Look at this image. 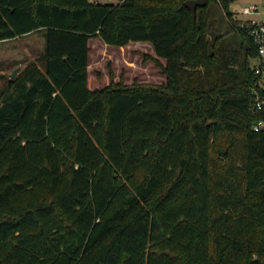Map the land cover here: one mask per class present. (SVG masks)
<instances>
[{"label":"trees","instance_id":"obj_1","mask_svg":"<svg viewBox=\"0 0 264 264\" xmlns=\"http://www.w3.org/2000/svg\"><path fill=\"white\" fill-rule=\"evenodd\" d=\"M187 1L0 0V44L44 39L0 86V264H264L256 51ZM94 39L165 81L91 89Z\"/></svg>","mask_w":264,"mask_h":264},{"label":"rangeland","instance_id":"obj_2","mask_svg":"<svg viewBox=\"0 0 264 264\" xmlns=\"http://www.w3.org/2000/svg\"><path fill=\"white\" fill-rule=\"evenodd\" d=\"M238 8L259 3L260 0H232ZM98 3H116L115 0H92ZM208 19L211 24V32L222 33L228 40L240 43V37L234 33L232 26L225 17L217 2L211 1L207 7ZM91 43V85L99 81V88L110 83V73L115 76V81L120 78L127 84L134 80L141 83H163L164 77L160 69L152 60H147V55L154 56L150 44L133 43L124 48L105 45L100 39ZM43 48V39L39 35H33L0 44V86L4 77L21 65L35 60ZM23 56L15 60L17 56Z\"/></svg>","mask_w":264,"mask_h":264},{"label":"built area","instance_id":"obj_3","mask_svg":"<svg viewBox=\"0 0 264 264\" xmlns=\"http://www.w3.org/2000/svg\"><path fill=\"white\" fill-rule=\"evenodd\" d=\"M114 4H122L126 0H115ZM226 0H215L222 9L226 18L229 14L232 19L238 22V26L246 29L251 46L256 51V56L250 59L249 67L254 74L260 79L258 88L254 90V102L251 111L254 114L264 113V0L250 6L238 8L232 0L225 5ZM256 132L264 130V116L254 126ZM264 260V258H263Z\"/></svg>","mask_w":264,"mask_h":264},{"label":"water","instance_id":"obj_4","mask_svg":"<svg viewBox=\"0 0 264 264\" xmlns=\"http://www.w3.org/2000/svg\"><path fill=\"white\" fill-rule=\"evenodd\" d=\"M208 4V0H188L185 3V6L191 10L192 14H193V18L194 20H196L197 17V9L198 8H203L206 7ZM23 56H17L15 58V60H20ZM25 68V64L19 66L18 68L14 69L11 73H10V77L11 78H16L21 71Z\"/></svg>","mask_w":264,"mask_h":264},{"label":"crops","instance_id":"obj_5","mask_svg":"<svg viewBox=\"0 0 264 264\" xmlns=\"http://www.w3.org/2000/svg\"><path fill=\"white\" fill-rule=\"evenodd\" d=\"M91 2H92V0H90ZM35 35H39V34H35ZM40 36V35H39ZM42 38V37H41ZM43 39V38H42ZM94 40H96V41H98L97 39H94ZM94 40H92L91 41V43L94 41ZM138 44H140V43H138ZM43 46H44V39H43ZM88 70H89V75H91V62H90V65H89V67H88ZM91 81V80H90ZM99 81L96 79V82H95V84H94V86H93V84L91 85V82H90V87H91V89H96V88H99Z\"/></svg>","mask_w":264,"mask_h":264}]
</instances>
